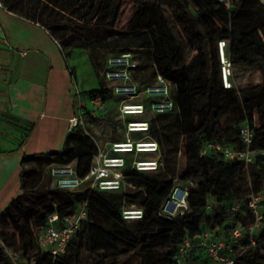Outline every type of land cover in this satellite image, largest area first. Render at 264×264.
<instances>
[{
    "label": "trees",
    "instance_id": "16d2710c",
    "mask_svg": "<svg viewBox=\"0 0 264 264\" xmlns=\"http://www.w3.org/2000/svg\"><path fill=\"white\" fill-rule=\"evenodd\" d=\"M44 1L59 6L55 0ZM120 1L68 0V9L60 10L79 22L86 20V24L113 29ZM130 1L136 7L130 31H147L153 47L146 51L118 49L112 53L138 54L141 66L136 80L140 84L154 79L153 63L157 72L174 84L172 96L178 113L152 117L149 136L161 147L158 139L161 120L174 115L180 119L181 133L186 138L187 163L180 181L195 184L189 190L188 209L175 218L162 215L161 205L173 189L172 181H158L149 177L154 173L135 170L125 175L135 187L126 193L97 190L71 193L50 188V165L74 163L78 176L83 177L98 152L93 139L77 128L67 134L60 150L22 157L21 194L0 213V264H12L6 249L22 252L24 264H30L31 259L34 264H95V257L87 259L85 254L103 257L114 251L112 257L116 260L135 250L140 256L139 264H177L176 257L184 239L195 238L203 232L225 241L234 264H264V220L253 235L244 232L238 239L229 236L235 227L248 228L254 223L246 202L251 195H264V83L225 89L217 48L219 41H226L224 54L233 67L264 73V22L261 20L264 7L259 6L258 0H233L230 9L216 0ZM171 21L180 30L187 49L196 52L190 60L172 32ZM97 97L103 102H115L103 80L98 90L84 93L87 101ZM87 115L111 127L115 136L116 121L94 113ZM244 125L253 131L249 150L259 152L248 166L225 159L214 149L201 154L210 143L244 149L239 138V130ZM114 136V140L121 138ZM38 166H44L48 184L40 190L29 187ZM208 200L212 202L210 208H207ZM123 201L144 210L143 219L132 221L133 226L122 218ZM82 203H86L87 218L66 252L55 258L38 252L34 228L43 227L53 214L59 218L73 214ZM236 203H241L242 208L232 213L229 209ZM215 228L217 231L213 232ZM129 260L122 264H130ZM199 262L211 264L203 249L193 250L184 264Z\"/></svg>",
    "mask_w": 264,
    "mask_h": 264
},
{
    "label": "built area",
    "instance_id": "2783aa9c",
    "mask_svg": "<svg viewBox=\"0 0 264 264\" xmlns=\"http://www.w3.org/2000/svg\"><path fill=\"white\" fill-rule=\"evenodd\" d=\"M216 1L225 9H230L233 0ZM0 7H2L1 3ZM217 45L222 85L225 89L236 88L232 84V65L224 54L227 42L219 41ZM140 66L138 54L132 52L111 55L105 61L102 79L110 96L115 100L118 113L116 120L122 125L123 134L120 139L106 142L103 148L90 134L85 118L90 112L95 115L97 113L101 116L106 115L107 104L98 97L92 98L88 100L92 110L86 112V102L82 94L76 92V112L68 121L67 131L69 133L77 128L82 129L93 139L98 152L93 157L87 174L83 177L78 176L73 163L50 165L48 173L51 188L71 193L90 190L126 193L128 189L135 188L125 178L128 171L144 173L159 171L163 158L159 143L149 136L150 121L152 117L159 114L178 113L172 96L174 84L157 72L154 63L152 64L156 72L154 79L149 83L140 84L136 80V76L140 74ZM239 138L244 146L242 150H234L221 143H210L204 146L201 154L214 149L219 151L225 159L238 161L248 166L259 153L249 150L253 141V131L249 126L244 125L239 130ZM194 186L195 184L191 181L177 180L170 195L161 205V214L170 218L183 215L188 209L189 190ZM211 206L212 202L208 200L207 208ZM245 206L253 216L254 223L248 228L237 226L232 229L229 232L232 239L240 238L244 232L253 235L261 228L262 220H264V195H251ZM241 208V203H236L229 210L235 213ZM87 214L86 203H82L71 215L63 218H59L57 214L49 216L45 225L34 232L37 251L48 253L54 258L64 254L87 218ZM121 215L127 222L138 221L143 219L144 210L142 207L129 205L123 201ZM252 244H254L253 241ZM200 249L205 251L211 264H234V258L230 256L231 249L223 239L212 238L210 232H203L195 238L186 237L179 247L177 264H184L193 250ZM6 253L12 264H24L20 251L6 249ZM34 263L35 261L31 259L30 264Z\"/></svg>",
    "mask_w": 264,
    "mask_h": 264
},
{
    "label": "crops",
    "instance_id": "0c3cea01",
    "mask_svg": "<svg viewBox=\"0 0 264 264\" xmlns=\"http://www.w3.org/2000/svg\"><path fill=\"white\" fill-rule=\"evenodd\" d=\"M0 3L1 213L21 194L22 157L63 147L76 92L84 98L101 87L106 56L99 58L98 48L82 45L75 32L46 20L44 0Z\"/></svg>",
    "mask_w": 264,
    "mask_h": 264
},
{
    "label": "rangeland",
    "instance_id": "374dc122",
    "mask_svg": "<svg viewBox=\"0 0 264 264\" xmlns=\"http://www.w3.org/2000/svg\"><path fill=\"white\" fill-rule=\"evenodd\" d=\"M58 2L59 6L50 5L46 3V8L44 10L46 15V20L48 21H58V24L62 27H66L69 31L75 32L73 34L78 37L82 45H93L94 49L98 48L99 58L100 55H105L106 59L111 55L114 50L118 49H128L135 51H146L152 49L153 45L150 39V36L147 31L145 32H132L130 31L131 19L133 12L135 10L134 4L130 0H121L120 1V10L117 22L113 29L99 28L93 26L92 24H86V20L79 22L76 18L62 12V9H68L69 2L68 0H55ZM97 2V1H96ZM88 4V1H87ZM258 4L261 7H264V0L259 1ZM169 16V12L166 13ZM255 18H253L254 20ZM264 22V18L261 19ZM171 29L173 34L176 36L180 42L182 49L185 53L187 60H190L196 52H190L184 44V39L178 27L171 21ZM218 46V45H217ZM100 47H102L100 49ZM218 48V47H217ZM74 58L72 55L70 60ZM232 84L236 89H241L246 86H255L264 83V73L257 70H240L232 66ZM108 107V112L104 115L107 119L114 120L117 122V130L115 133V138L122 137L123 128L122 125L116 120L118 113L116 109V104L113 100L106 102ZM92 108L89 104H86L85 111L89 112ZM97 115H99L97 113ZM86 119L90 123L88 130L90 134L100 143V147H105L106 142H109L112 139L110 130L105 127V125L99 124V122L92 121L86 114ZM160 131L158 132V139L161 144V154L163 158L161 169L149 175L150 178H155L158 181H172L173 185L177 180H180V177L186 170V155H185V146L186 138L181 133L180 128V119L177 116H167L164 117L160 122ZM74 164V163H73ZM48 186L47 178L44 173V166L37 167V174L29 182V187L33 189H42ZM49 187L51 188V180ZM129 226L135 225V222H129ZM139 229V228H138ZM38 229L34 228V232ZM217 231L215 228L213 232ZM120 251L123 250H118ZM22 255V252H21ZM113 252L105 253L103 257L99 255H90L85 254L87 259L95 257V264H111L114 261H117L118 264H122L127 259L130 264H139L140 256L138 251H131L126 255L118 257L116 260ZM201 262H199L200 264Z\"/></svg>",
    "mask_w": 264,
    "mask_h": 264
}]
</instances>
